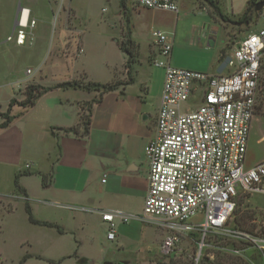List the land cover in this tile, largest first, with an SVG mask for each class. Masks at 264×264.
I'll use <instances>...</instances> for the list:
<instances>
[{
  "label": "crops",
  "instance_id": "1",
  "mask_svg": "<svg viewBox=\"0 0 264 264\" xmlns=\"http://www.w3.org/2000/svg\"><path fill=\"white\" fill-rule=\"evenodd\" d=\"M110 1L116 4V20L121 25L126 16L120 0ZM184 1L177 0L178 12L174 14L137 8L127 0L130 24L127 28L120 27L118 35L122 39L114 41L113 56L106 54L105 60L99 64L91 55L90 59L95 64L88 68L90 51L87 48V35L72 0H3L1 20L8 28L5 43L15 30L19 7V14L23 9L28 10L29 21L36 24L25 30L27 42L23 46L9 42L14 44L13 49L7 48L1 45L0 39V113L8 112L13 99L24 101L29 85L51 88L73 81L121 84L107 93L84 89L52 90L40 97L34 106H13V121L7 127L0 128V201L13 205V209L0 212V219L15 211L27 216L25 198L15 189V178L22 174L19 183L28 194L34 218L58 226L59 230L49 229H55L59 234L69 232L78 239L74 254L63 260L74 258L76 264H130L121 260L100 263L98 257L78 255V251L82 239H86L82 233L89 228V219L97 221L107 238L109 228L102 219L104 214L115 211L134 217L142 214L149 188V166L144 150L156 137L165 80L164 67L155 66V62H165L166 58L150 42L146 54L141 56L142 47L137 42L135 18L152 11L165 12L173 17V21L160 23L159 27L177 32L183 22L180 12ZM188 1L195 5L203 18L195 27L199 29V37L204 34L197 43L194 42L199 55L197 58H180L177 54L179 47L184 50L189 45L187 39L179 41L172 32L160 30L173 39L170 65L211 75L229 74L231 69L225 60L230 52L224 51L226 43L223 40L219 44L210 32L216 33V29L221 27L202 7L201 0ZM129 32L141 52L138 62L132 64L131 77L126 68L128 57L120 48ZM38 49L46 56L26 70L23 66L14 68L7 63V52L16 51L17 55H22L35 53ZM52 54L65 56L71 62L65 75L51 71L49 60L52 61ZM130 78L133 81L130 82ZM88 114L90 121L86 129L84 117ZM4 122L5 119L0 116V126ZM71 129L74 131L68 132ZM42 175L48 176L50 183L47 187L43 186ZM105 175L107 178L103 183ZM40 210L51 212L52 217H39ZM67 225H70L69 228ZM126 226L119 224L116 239L111 242H122ZM26 256L25 264L32 257ZM169 257L163 258L169 261ZM37 258L46 260L41 256ZM147 260L150 264H156L151 262L149 255ZM46 261L57 264L53 260Z\"/></svg>",
  "mask_w": 264,
  "mask_h": 264
},
{
  "label": "built area",
  "instance_id": "2",
  "mask_svg": "<svg viewBox=\"0 0 264 264\" xmlns=\"http://www.w3.org/2000/svg\"><path fill=\"white\" fill-rule=\"evenodd\" d=\"M130 1L141 9L178 12L177 0ZM18 21L7 42L23 46L25 30L36 22L29 21L25 9ZM151 39L166 61L155 62L164 67L165 80L156 137L144 150L149 188L140 216L119 211L102 216L109 228L107 239L114 241L119 224L136 219L166 229L162 256H173L180 250L182 237L189 239L196 246L193 264L210 259L205 252L211 235L239 238L264 249V237L254 239L231 224L240 195L264 196V160L252 167L246 164L264 56V29L247 34L231 50L225 60L231 72L226 75L173 67L169 63L172 36L153 31Z\"/></svg>",
  "mask_w": 264,
  "mask_h": 264
},
{
  "label": "rangeland",
  "instance_id": "3",
  "mask_svg": "<svg viewBox=\"0 0 264 264\" xmlns=\"http://www.w3.org/2000/svg\"><path fill=\"white\" fill-rule=\"evenodd\" d=\"M73 7L77 12L82 28L87 35V48L89 49L87 67L93 64L90 56L94 55L101 64L106 54L113 56V45L115 40H121L118 35L120 27L127 28V21L120 25L116 20V4L108 0H72ZM251 0H201L202 7L209 13L217 25L221 28L212 30L216 41L221 44L226 43L224 51L228 53L249 33L264 29V12L257 22H252L247 26L243 22V15L246 9L251 7ZM247 2V4H246ZM180 15L183 20L178 26L179 30H164L159 27L160 23H172L173 17L165 12L142 13L135 18L136 36L141 49V56L147 52L148 45L153 43L151 40L152 30L173 33L177 40L187 39L189 45L183 50L178 51L180 58L198 57L196 53L199 37L196 25L201 23V15L195 5L185 0ZM3 0H0V39L1 45L13 49V43H5L8 35V28L2 19ZM220 9L223 17L217 11ZM105 9V11H102ZM163 11V10H160ZM259 15V16H260ZM203 21V20H202ZM204 26V25H202ZM163 32V31H162ZM150 42V43H149ZM16 51L6 53V60L9 66L16 68L23 66V69L33 66L43 56L38 49L37 52L17 55ZM225 53V52H224ZM20 54V53H19ZM225 56V54H224ZM223 56V58H224ZM222 58V60H223ZM105 60V59H104ZM71 62L65 56L52 54V61L49 60L51 71L65 75L68 65ZM51 80V75L49 77ZM264 160V56L260 71L256 115L252 124V131L246 157L247 167H252ZM13 209V205L0 201V212ZM39 217H52L51 212L40 210ZM138 220L127 224L124 231L122 242H111L106 238V234L95 219H89V228L82 233L86 239H82L78 255L95 256L101 262H113L116 260L128 261L130 264H150L147 260L149 255L151 262L156 264H193L192 259L196 249L186 237H182L179 243L180 250L167 261L168 257L163 258L159 251V244L166 236V229L159 223H144ZM231 224L235 229L254 239L264 237V196L246 194L240 195L236 211L233 215ZM70 225H67L69 228ZM78 239L71 233L59 234L55 229L30 224L25 214L18 211L5 215L0 219V264H20L24 256L32 257L26 264H51L46 260L56 261L57 264H76L74 258H64L73 255L77 249ZM80 242V241H79ZM119 244V245H118ZM41 256L46 260H40ZM208 261L203 264H264V249L258 248L255 243L246 242L239 238L230 236L211 235L208 237V248L205 252Z\"/></svg>",
  "mask_w": 264,
  "mask_h": 264
},
{
  "label": "trees",
  "instance_id": "4",
  "mask_svg": "<svg viewBox=\"0 0 264 264\" xmlns=\"http://www.w3.org/2000/svg\"><path fill=\"white\" fill-rule=\"evenodd\" d=\"M126 2H127V0H120V5H121V8L125 12L127 25L129 26L130 15L128 14V12L126 10ZM259 2H264V0H251L249 2V7H251V13H249V8L246 9V11L244 12L243 22L245 25L250 26V24L253 21L257 22L258 19L262 16L260 14L263 12V10L256 11V5ZM217 11H218L219 15L221 17H223L219 8H217ZM120 48L128 57L126 68L128 69L129 75L131 77L132 64L135 62H138L140 51H139V45L131 39L130 32L126 36V41L120 45ZM222 58H223V56H222ZM131 81H133L132 78H130V82ZM120 85H121L120 83L101 84V83H92V82L82 83V82H78V81L64 82V83L58 84V85L51 87V88H45V87H42L40 85H29L26 89V92H25L26 99L24 101L18 102L17 100L13 99L10 102L8 112L0 113V116H2L5 119V122L0 126V128L7 127L13 121L14 118L11 116V111H12L13 106H15L17 104L24 107V108L34 106L40 97H42L43 95H45L46 93H48L52 90H55V89H84L87 91H100L102 93H107V92H111V91L115 90ZM84 120L86 122L85 125H86V129H87V127L89 125V121H90V115L88 114L86 117H84ZM73 131H74V129L68 130V132H73ZM24 174H29V173L24 172ZM21 175L22 174H18L15 178V189H16L17 194L22 195L25 198V211H26V214L28 216L29 222L33 225L47 227V228H56L59 230L58 226H55V225L48 223V222H41V221L36 220L34 218L31 206L28 202V194H27L26 190L19 183V179H20ZM42 179H43V186L47 187L50 183L48 176L42 175ZM27 258H28V256H25L22 259V261L20 262V264H25V261L27 260ZM51 263L54 264V262H51Z\"/></svg>",
  "mask_w": 264,
  "mask_h": 264
},
{
  "label": "water",
  "instance_id": "5",
  "mask_svg": "<svg viewBox=\"0 0 264 264\" xmlns=\"http://www.w3.org/2000/svg\"><path fill=\"white\" fill-rule=\"evenodd\" d=\"M263 7H264V2L257 3V5H256V11H261ZM20 11H21V7H19V9H18V15H17L16 20H15V23H14V29H16L17 26H18V24H19L18 16H19Z\"/></svg>",
  "mask_w": 264,
  "mask_h": 264
},
{
  "label": "bare ground",
  "instance_id": "6",
  "mask_svg": "<svg viewBox=\"0 0 264 264\" xmlns=\"http://www.w3.org/2000/svg\"><path fill=\"white\" fill-rule=\"evenodd\" d=\"M26 15H27V13H26Z\"/></svg>",
  "mask_w": 264,
  "mask_h": 264
}]
</instances>
